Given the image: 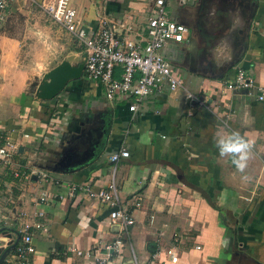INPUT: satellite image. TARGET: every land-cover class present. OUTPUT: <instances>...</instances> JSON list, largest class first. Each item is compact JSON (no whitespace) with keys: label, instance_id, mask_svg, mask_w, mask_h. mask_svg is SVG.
Instances as JSON below:
<instances>
[{"label":"crops","instance_id":"obj_1","mask_svg":"<svg viewBox=\"0 0 264 264\" xmlns=\"http://www.w3.org/2000/svg\"><path fill=\"white\" fill-rule=\"evenodd\" d=\"M25 1L8 3L0 24V144L8 139L17 147L14 165L0 168L1 253L16 234L20 244L29 225L35 252L22 264H96V258L108 264H172L169 249L178 256L175 264H264V104L223 84L242 68L255 87L264 86V0H165L168 17L190 29L185 43L163 50L184 87L164 88L135 113L126 101L106 100L103 89L83 74L53 100L36 98L33 84L47 51L33 53L31 36L17 33L8 20L10 13L31 18L37 6ZM154 1L70 5L92 30L102 17L136 29L145 25ZM37 18L48 21L44 14ZM83 54L82 48L65 60L78 65ZM185 89L207 108L190 107ZM233 130L254 141L244 173L216 147V139ZM24 133L29 137L22 138ZM122 148L129 157L114 166L109 158ZM112 180L134 220L127 231L111 223L107 205L81 190L104 189ZM43 194L46 201L40 203ZM118 236L123 246L115 254L106 247ZM15 253L3 264H20Z\"/></svg>","mask_w":264,"mask_h":264},{"label":"built area","instance_id":"obj_2","mask_svg":"<svg viewBox=\"0 0 264 264\" xmlns=\"http://www.w3.org/2000/svg\"><path fill=\"white\" fill-rule=\"evenodd\" d=\"M184 2V0H180ZM39 7L69 36L73 37L83 48L84 70L83 75L89 82L98 84L104 91V96L109 102L122 100L128 104V110L135 113L139 105L148 97L160 93L164 88L174 91L184 87L183 80L176 76L170 64L166 61L163 50L169 45L185 43L190 29L184 23L170 19L165 9V0H155L145 25L135 29L131 23L110 22L100 18L96 30L84 26L78 18L76 10L70 5V0L42 1ZM8 0H0V24L5 21ZM226 89L234 92H246L254 95L257 102L264 104V86L255 87L253 81L245 75L242 68H237L232 80L225 81ZM185 99L192 107L207 108L206 101L185 89ZM190 111L188 116H192ZM22 134V138H28ZM16 144L5 139L0 144V168H9L16 154ZM129 152L122 148L110 156V162L115 166L121 158H128ZM23 175V174H22ZM33 172L23 175L26 179ZM42 179H47L46 174H40ZM18 177V173L14 174ZM81 190L91 199H94L110 208L109 219L112 224H117L119 230L127 231L134 225V220L121 206L117 196L114 180L104 189L92 190L86 186ZM76 191L75 187L69 189L71 196ZM43 194L39 202L44 203ZM42 214H38L41 216ZM29 225H24L20 244L15 247V254L20 264L26 255L35 252L31 244L32 237ZM39 229L40 225L36 224ZM123 246L121 236H118L106 249L118 254ZM77 251L76 255L81 256ZM91 256L89 251L83 254ZM170 263L175 264L178 256L173 249L167 251ZM96 264H108L106 258H96Z\"/></svg>","mask_w":264,"mask_h":264},{"label":"rangeland","instance_id":"obj_3","mask_svg":"<svg viewBox=\"0 0 264 264\" xmlns=\"http://www.w3.org/2000/svg\"><path fill=\"white\" fill-rule=\"evenodd\" d=\"M24 2V0H22ZM12 0H8V3H11ZM28 5L30 3L32 5H36L37 8L35 12L31 13V18L28 19L21 15H13L10 13L9 21L13 22V27L17 30V33L23 35V33H27V36H31V49L33 53H41V51H47L45 54V61L43 62V66L41 68V74L39 77H36L38 81H40L43 77V72H48L53 69L56 63L61 61L62 59H72V54H79L82 51L81 46L78 42L71 36H68L64 31L61 30L59 26L53 24L50 18L43 12V10L38 6V3L34 2V0H26ZM9 7L12 6L8 5ZM14 6V5H13ZM16 6V5H15ZM25 10V9H23ZM8 11V9H7ZM47 17V23L44 22L43 19L37 18L39 15H43ZM28 19V20H27ZM45 19V18H44ZM30 23L28 25V23ZM49 23H51L49 25ZM32 25H37L40 28L44 29L46 27V32H39L37 29L31 28ZM21 31V32H20ZM43 35H47V41L44 39ZM43 49V50H42ZM44 52V51H43ZM51 68V69H50ZM47 70V71H46Z\"/></svg>","mask_w":264,"mask_h":264},{"label":"water","instance_id":"obj_4","mask_svg":"<svg viewBox=\"0 0 264 264\" xmlns=\"http://www.w3.org/2000/svg\"><path fill=\"white\" fill-rule=\"evenodd\" d=\"M78 65H71L68 61L63 60L60 64L45 73L40 81H36L33 86L36 88L35 96L41 101H51L65 88L71 80H79L84 70V59ZM22 148H19L21 152ZM61 165V164H59ZM20 240L19 234H16L13 244L3 250L0 254V264H3Z\"/></svg>","mask_w":264,"mask_h":264},{"label":"clouds","instance_id":"obj_5","mask_svg":"<svg viewBox=\"0 0 264 264\" xmlns=\"http://www.w3.org/2000/svg\"><path fill=\"white\" fill-rule=\"evenodd\" d=\"M254 141L246 139L238 130L221 135L216 139V147L221 157L230 158L236 170L244 173L252 154ZM247 180L248 177H242Z\"/></svg>","mask_w":264,"mask_h":264},{"label":"trees","instance_id":"obj_6","mask_svg":"<svg viewBox=\"0 0 264 264\" xmlns=\"http://www.w3.org/2000/svg\"><path fill=\"white\" fill-rule=\"evenodd\" d=\"M0 254H1V251H0Z\"/></svg>","mask_w":264,"mask_h":264}]
</instances>
